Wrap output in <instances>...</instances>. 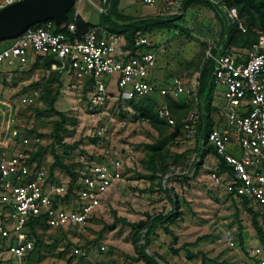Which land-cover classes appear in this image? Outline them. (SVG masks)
Masks as SVG:
<instances>
[{"label": "rangeland", "instance_id": "obj_1", "mask_svg": "<svg viewBox=\"0 0 264 264\" xmlns=\"http://www.w3.org/2000/svg\"><path fill=\"white\" fill-rule=\"evenodd\" d=\"M9 1L17 0H0V8ZM153 1V6H148L143 0H132V7H125L123 11L139 18H167L183 13H175L170 4L172 0ZM105 10L103 1L97 0H78L74 5V11L92 24L99 22L101 12ZM177 25L178 29L144 34L158 50L151 76L157 89L170 90L176 78L186 84L196 78L207 61V43L213 42L216 47L220 40V22L206 5L190 6ZM10 44L11 40L0 42V51ZM230 50L234 55L245 52L235 48ZM38 58L33 55L26 65L0 68V152L10 149L9 135L16 128L29 138V145L14 148L11 153L31 155L41 148L38 161L47 170L54 163L55 155L69 172L75 174L84 167L81 157L95 162L119 160L123 169L122 179L104 195L97 215L85 229L65 231L38 227L36 247L22 264H145V259L138 253V247L144 243L143 236L136 247L133 240L138 229L114 223L115 218L137 223L148 220V217L164 215L175 205L179 217L172 224L157 227L146 249L147 255L161 258L155 259L157 264H257L252 250L260 244L252 227L251 215L240 199L229 196L224 187H216L210 180L211 173L219 174L218 160L208 155L198 172L192 166L196 135L186 138L182 122L195 109L172 116L174 125L163 120L169 127L159 136L130 105L116 99L114 76L102 78L108 86L110 98L101 113H92L88 107V83L74 79L67 70L46 69L43 60L37 61ZM33 91L39 93L37 101L31 105L23 104V98ZM56 94L54 108L66 118L61 125L66 130L61 133L62 142L66 145L77 143L75 150L65 149L54 140L53 129L59 118L48 109L51 97ZM221 94V88H215L212 93V105L216 108L210 114L213 128L224 123ZM151 98L158 109L166 105V97L156 94ZM169 98L180 106L190 102L183 96ZM101 128L103 131L98 134ZM159 139L165 140L167 150L164 176L160 172L153 173L144 162L146 146ZM229 150L238 154L236 147ZM53 174L63 179L69 177L68 171L59 167ZM248 207L258 212L256 205ZM258 218L264 229L261 216ZM112 225L114 227L110 229ZM165 228L169 233L164 231ZM239 228L244 249L239 245ZM230 242L233 246L229 245ZM8 245V241L0 238V264H18L9 253Z\"/></svg>", "mask_w": 264, "mask_h": 264}, {"label": "built area", "instance_id": "obj_2", "mask_svg": "<svg viewBox=\"0 0 264 264\" xmlns=\"http://www.w3.org/2000/svg\"><path fill=\"white\" fill-rule=\"evenodd\" d=\"M172 1L175 13L182 12L184 0ZM205 1L223 13L229 26L237 24L241 32H246L235 8H227L221 0ZM10 3L13 2L6 5ZM143 3L153 6L154 1L143 0ZM66 28L69 34L75 33L73 24H67ZM257 33L258 41L244 54L234 55L229 49L215 57L213 50L217 46L207 43L206 59L214 62L212 83L222 89L224 102V123L211 130L208 142L230 170L221 175L211 173L213 185L224 187L234 198L249 201V206L256 205L264 223V31ZM132 48L123 34L110 33L100 26L70 38L55 33L54 25L44 22L28 28L0 51V68L26 65L32 55L50 56L57 62L51 69L67 70L74 79L88 83V107L92 113H101L110 98L108 86L102 80L104 76H114L116 99L121 102L154 94L163 98L183 96L193 102L195 110L182 122V129L186 138L194 137L198 125L199 73L187 84L176 78L170 90L157 89L151 76L158 50L140 32L135 34ZM38 98V91H33L22 103L31 105ZM157 114L168 125H174L166 105ZM102 131L101 128L98 134ZM9 145L10 149L0 152V238L9 242V253L22 264L34 248L31 222L36 229H85L97 215L104 195L122 179L123 164L119 160L95 162L81 157L83 169L74 178L63 179L50 175L43 165L30 162L29 153H11L14 148L29 145V138L16 128L10 132ZM230 147H236L238 154L232 153ZM191 160L195 168L198 154L194 153ZM252 255L257 264H264L260 246L252 250Z\"/></svg>", "mask_w": 264, "mask_h": 264}, {"label": "trees", "instance_id": "obj_3", "mask_svg": "<svg viewBox=\"0 0 264 264\" xmlns=\"http://www.w3.org/2000/svg\"><path fill=\"white\" fill-rule=\"evenodd\" d=\"M118 2L119 0H105L106 10L105 13L100 14L101 22L98 26L104 28L110 33L123 34L127 40L128 47L132 50L133 39L137 32H140L144 35L145 33H152L155 30L178 29L177 22H181L183 20V13L190 6L195 4H203L210 7L215 12L216 17L220 22V40L217 44L216 49L213 50V55L215 57L221 55L222 53L231 48L248 50L253 44L258 41L257 31H264V0H221V2L227 8L236 9L239 21L246 28L245 33L241 32L238 29L237 24L229 26V29L227 30V22L224 18L223 13L211 3L205 0H184L182 4L183 13L178 16H171L167 18H162L158 16L139 18L132 17L129 15H123L117 10ZM47 22H50L54 25L55 33L67 34L70 38L80 37L90 29L97 27V25H92L90 23L84 22L80 16H76L74 6L68 12L67 18V24H73L75 26L74 34H69L67 32V28H60L56 26L53 21ZM42 24L44 23L34 25L33 27H38ZM35 56L39 57L37 61L43 60V67L46 69L51 68L52 64L57 63L56 60L50 56ZM213 68L214 62L211 59H207V61L204 62V64L199 70V86L197 90V110L199 113V124L197 125L195 148V153L198 154L199 161L195 165V169L196 172H198L202 167L204 159L208 155H213L218 159L219 162L218 173L222 174L225 172L230 173V170L226 166L222 158L217 155L215 148L208 142V135L214 126V122L210 114L216 111V108L212 105V93L215 90L211 79ZM57 97L58 94L51 97L49 101L50 107L48 109L49 112L54 113L59 118V122H55L53 129L54 140L56 144L61 145L65 149L75 150L78 146L77 143L72 145H66L62 142L63 138L61 133H65L66 130L61 128V125L62 123H64L66 118L62 112H59L54 108V103ZM169 97L171 96H166L167 99L165 100V103L166 107L174 117L179 116L178 114L180 112H183V114H185L193 108L192 101H188L187 105L180 106L176 104L173 100H171ZM127 105H130L135 111V113L138 114L143 121L147 122L154 130H156L159 136H162L166 131L167 127H169L167 124H165V122H163V120L158 117V108L151 96L145 97L140 100L130 101L127 103ZM41 150L42 149L39 148L36 152L31 153L30 162H36L38 165H40L38 159L40 158ZM166 155L167 150L165 140L159 139L155 143L146 146V159L144 162L153 173L160 172L164 176L167 170ZM156 163H158L159 165L157 166ZM56 167L66 169L71 178H74L76 175L74 172H69V168L64 165L55 155L54 163L52 164L49 170L50 175H53V171ZM166 192L168 195L169 191ZM229 196L233 197L231 194H229ZM168 197L172 201L170 195H168ZM236 199L239 200V198ZM240 201L242 202L246 212L251 215L252 227L256 233L260 247L264 251V229L259 225V214L257 212H254L252 208L248 207L249 201L244 199H240ZM177 208L178 206L175 205L166 214L148 217V220L146 221L131 223L128 222L125 218H115L114 223H119L121 225L128 226L133 230L138 229V232L135 234L133 240L134 245L136 246L139 240H141V236H143L142 240L144 241V243H142L138 247L139 255L145 259V264H157L155 259L157 258L161 260L159 256H150L146 254V249L150 244V236L157 227L165 224H172L176 221V219L179 217ZM113 227L114 225L110 226L109 228L112 229ZM164 231L169 233L166 228ZM143 232L144 234L142 235ZM30 235L34 239V250L36 247V228L34 222L30 223ZM238 240L241 249H244V239L241 236L240 228ZM33 250L30 253H32ZM174 254H177L176 250H174ZM164 263L167 264L166 262Z\"/></svg>", "mask_w": 264, "mask_h": 264}, {"label": "water", "instance_id": "obj_4", "mask_svg": "<svg viewBox=\"0 0 264 264\" xmlns=\"http://www.w3.org/2000/svg\"><path fill=\"white\" fill-rule=\"evenodd\" d=\"M78 0H17L0 8V42L19 37L28 28L53 21L66 28L68 12ZM146 243V241H145Z\"/></svg>", "mask_w": 264, "mask_h": 264}, {"label": "crops", "instance_id": "obj_5", "mask_svg": "<svg viewBox=\"0 0 264 264\" xmlns=\"http://www.w3.org/2000/svg\"><path fill=\"white\" fill-rule=\"evenodd\" d=\"M98 2H100V0H97ZM103 3L105 4V2H104V0H103ZM131 5V7H132V5H133V3H132V0H119V2H118V7H117V10H118V12L119 13H121V14H123V15H126L125 13H124V9H126L125 7H129ZM102 13H105V11L103 12H101V14ZM75 15L76 16H80L81 18H82V20L84 21V22H87V23H90L85 17H83V16H81L78 12H76L75 11ZM99 19H100V17H99ZM100 22H101V19L99 20V22L97 23V24H92V23H90V24H92V25H99L100 24ZM6 48V47H5ZM217 159V158H216ZM218 160V159H217Z\"/></svg>", "mask_w": 264, "mask_h": 264}]
</instances>
